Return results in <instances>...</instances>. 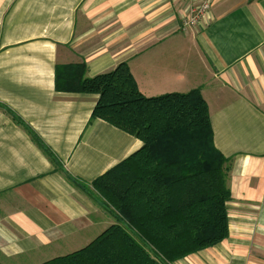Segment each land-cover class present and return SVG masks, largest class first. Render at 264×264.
<instances>
[{
  "label": "crops",
  "instance_id": "crops-1",
  "mask_svg": "<svg viewBox=\"0 0 264 264\" xmlns=\"http://www.w3.org/2000/svg\"><path fill=\"white\" fill-rule=\"evenodd\" d=\"M184 6L0 0V264L73 252L116 221L63 171L90 183L142 141L90 121L98 94L57 88L56 69L92 77L123 61L147 97L198 88L228 157V236L170 264H264V0H214L211 20L188 29Z\"/></svg>",
  "mask_w": 264,
  "mask_h": 264
},
{
  "label": "trees",
  "instance_id": "trees-1",
  "mask_svg": "<svg viewBox=\"0 0 264 264\" xmlns=\"http://www.w3.org/2000/svg\"><path fill=\"white\" fill-rule=\"evenodd\" d=\"M83 70L76 64L64 73L58 66L56 76L64 81L57 88L98 94L90 121L103 119L142 145L90 183L63 171L116 221L84 247L40 264H170L226 238L228 157L214 145L200 90L147 97L124 61L92 77ZM30 134L59 167L54 153Z\"/></svg>",
  "mask_w": 264,
  "mask_h": 264
},
{
  "label": "built area",
  "instance_id": "built-area-1",
  "mask_svg": "<svg viewBox=\"0 0 264 264\" xmlns=\"http://www.w3.org/2000/svg\"><path fill=\"white\" fill-rule=\"evenodd\" d=\"M214 0H183L184 12L180 17V28L188 29L206 25L211 20L210 8Z\"/></svg>",
  "mask_w": 264,
  "mask_h": 264
}]
</instances>
